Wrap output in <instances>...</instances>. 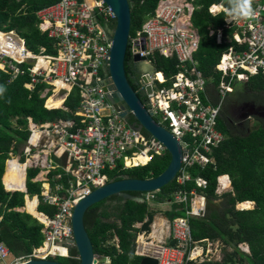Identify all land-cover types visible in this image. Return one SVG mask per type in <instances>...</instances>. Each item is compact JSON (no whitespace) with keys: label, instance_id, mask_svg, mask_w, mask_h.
Masks as SVG:
<instances>
[{"label":"built area","instance_id":"1","mask_svg":"<svg viewBox=\"0 0 264 264\" xmlns=\"http://www.w3.org/2000/svg\"><path fill=\"white\" fill-rule=\"evenodd\" d=\"M222 4L228 7L221 0L209 6V13L225 14ZM252 8L256 13L252 20L227 23L225 14L221 28L209 29L210 34L215 33L217 43H230L215 63L219 81L213 91L192 58L200 42L191 20L196 10L194 1H156L140 28L128 37L132 63L133 56L138 55L142 57L138 63L152 66L142 68L136 82V92L144 98L142 105L157 124L172 134L181 150L180 164L171 180L175 188L163 199L171 206L170 211L182 216H166L161 218L159 227L155 228L153 221L149 231L138 232L134 254L140 257H154L158 264L206 263L210 242L206 240L204 246V239L191 238L189 220L206 213L207 182L200 175L192 176L191 168L214 162L213 148L225 138L218 127L219 114L233 80L245 82L253 75L264 78V0H253ZM36 16L38 29L49 37L52 52H46L45 46L32 51L13 30H0L5 38V42L0 41V61L9 68V81L26 75L27 90L43 85L40 98H45L49 110L67 111L63 102L72 91L76 93L77 105L68 118L35 123L27 117V137L20 145L17 140L12 142L6 167L15 161L20 174L24 172L25 185L28 170L35 169L30 181L40 185L38 195L30 196L26 186L21 190L25 202L17 209L28 212L27 200L36 199V210L40 202L55 210L52 215L37 210L42 216L35 217L42 224V238L29 252L12 255L0 241V264L55 257L78 260V252H70L74 247V206L94 189L114 181L109 172L144 166L167 153L163 143L146 132L131 111L121 115L107 98V88L112 84L108 67L115 25L111 7L104 0H56L39 8ZM226 30L231 32L225 34ZM153 52L174 57L175 71L168 76L155 72ZM146 86L150 88L148 92ZM50 98L58 101L59 107L50 106ZM230 191L228 174L218 175L215 194L221 196ZM157 192L140 193L134 200L152 206ZM243 202L236 207L247 209L248 206H241ZM141 225L136 223L134 227L140 229ZM244 251L248 252L247 246ZM96 259L94 264H110V257L97 255Z\"/></svg>","mask_w":264,"mask_h":264},{"label":"trees","instance_id":"2","mask_svg":"<svg viewBox=\"0 0 264 264\" xmlns=\"http://www.w3.org/2000/svg\"><path fill=\"white\" fill-rule=\"evenodd\" d=\"M54 1L56 0H0V30H13L24 38L26 47L32 51L37 52L40 46H45L46 52H52L49 37L37 27L36 11ZM156 1L158 0H128L130 36L152 12ZM192 1L196 10L192 13L191 20L200 35V42L192 58L196 59L197 66L207 77L213 91L219 81L215 63L222 50L230 43H217L215 33L210 34L209 29L216 31L221 28L225 14L213 16L208 11L211 4L219 3L221 0ZM230 32L224 31L225 34ZM0 41L5 42L2 34ZM151 57L155 72L168 76L175 71L174 57H163L157 52H153ZM124 67L130 86L137 90V85L132 80L134 72L129 46L125 54ZM10 76L9 68L4 67L0 61V86L6 89L0 96V241L8 247L12 255L17 256L29 252L32 246L40 243L42 224L30 213L17 210L24 205V194L21 192L24 185L18 187L20 182L16 180L14 173L11 174L8 184L16 186L14 189L19 190L10 192L4 188L1 176L6 185L7 168L5 174L3 171L9 157L8 152L14 140L20 141L27 137V117L35 123L68 118L70 112L76 108L77 97L75 91L68 95L63 102L67 111L49 110L45 107V98H40L43 85H36L29 91L24 87V83L28 81L26 75L18 76L13 81H9ZM245 84L254 92H264V78L260 75L248 77ZM137 94L142 102L143 95L140 92ZM48 104L59 107V102L52 98L48 100ZM130 120H133L132 117ZM218 127L225 138L213 148L214 162L204 167L191 168L192 176L200 175L207 182L205 197L208 205L204 216L189 220L191 238L195 241L204 239L203 243H206V240L221 242L222 258L220 261H213L214 264H264V127L255 124L245 127L241 133H233L226 129L221 119L218 121ZM16 148L17 145L13 149ZM168 160L169 156L166 154L155 157L144 166L128 168L119 173L114 170L111 171L113 173L111 179L118 180L121 177L118 175L136 179L154 177L165 168ZM35 171L29 169L27 173L26 189L30 196L38 195L40 192V185L30 181ZM220 174H228L231 191L217 196L216 179ZM174 188L173 181L163 186L161 194L159 193L160 199L162 200L164 196L168 198ZM126 194L132 198L140 193ZM131 198L111 196L90 206L83 217L94 253L110 257V264H140L141 257L134 254L136 235L139 231L149 230L155 213L150 211L146 203H138ZM246 200L252 201L251 208H236L238 203ZM30 203L31 201L28 205ZM37 210L52 215L55 209L40 202ZM178 213L169 211L166 216L171 219ZM145 219L147 220L144 222ZM136 223H142L140 229L134 227ZM171 244H174V241H171ZM239 244H245L248 252L242 250ZM70 252L74 255L77 250L72 247ZM55 258L67 264L79 262L75 258Z\"/></svg>","mask_w":264,"mask_h":264},{"label":"water","instance_id":"3","mask_svg":"<svg viewBox=\"0 0 264 264\" xmlns=\"http://www.w3.org/2000/svg\"><path fill=\"white\" fill-rule=\"evenodd\" d=\"M115 13V25L111 36L109 75L112 84L107 88L110 92L107 98L113 102L115 109L126 115L131 111L135 120L150 135L158 139L166 148L169 160L165 168L151 179H136V177L124 176L121 179L111 181L106 185L94 189L89 195L83 197L73 208L71 226L74 237V247L79 254L78 264L96 263L91 238L83 222L85 211L92 205L111 196L131 198L126 193L160 191L163 186L169 184L180 164L181 150L178 142L164 127L157 124L142 105L136 90L130 86L125 74V54L128 46L130 28V6L128 0H104ZM143 48V46H141ZM142 57L133 56V61L138 62ZM26 62H30L27 59ZM149 68L152 66L148 65ZM144 80V79H143ZM149 91V86L145 87ZM6 169V164L4 171ZM24 183V188H25ZM6 189V188H5ZM134 200V197L131 198ZM21 264H67L55 259H30ZM140 264H158L154 257L143 256Z\"/></svg>","mask_w":264,"mask_h":264},{"label":"flooded vegetation","instance_id":"4","mask_svg":"<svg viewBox=\"0 0 264 264\" xmlns=\"http://www.w3.org/2000/svg\"><path fill=\"white\" fill-rule=\"evenodd\" d=\"M139 64L132 63L134 72L132 80L135 84L142 71V68H138ZM219 119L226 129L233 133H241L245 127L250 126L252 119L256 124L264 127V92H254L244 87V84L236 89L232 87L224 97Z\"/></svg>","mask_w":264,"mask_h":264},{"label":"rangeland","instance_id":"5","mask_svg":"<svg viewBox=\"0 0 264 264\" xmlns=\"http://www.w3.org/2000/svg\"><path fill=\"white\" fill-rule=\"evenodd\" d=\"M223 2L225 3V2H227V0H223ZM138 68H141V65L138 66ZM243 84H244V87H245L246 84H245L244 81L238 82V79H234L233 80V83L231 84V87H233L234 89H236V88L240 87V85H243ZM247 89H248V87H247ZM255 124L256 123L252 119L250 121V126H254ZM21 143H22V140H20V141L17 140V144L18 145H20ZM166 154H168V153H166ZM13 164H14L13 161L10 162L8 164V167L10 168L11 166H13ZM4 172L5 171H3V173ZM12 174H13V172H12ZM109 175H110V177H112L113 176V173L112 172H109ZM19 176H22V177H19V180H22L23 177H24L23 174H19ZM1 179H2V176H1ZM159 193L160 192H157L156 193V197H157L156 200H158V201L152 203V206L149 205L150 211H153V213H155V216H154V218L152 220V222L153 221L155 222L154 223L155 228L157 227L156 226V222L157 223H160V220H158V219H161V218L164 219V218H166V213L170 211L169 209H171V206L169 204H165V199H163V200L160 199V194L161 193L160 194ZM216 202H218V201H216ZM252 204L253 203H248V207L247 208H251L252 207ZM207 206L208 205H206V208H207ZM241 206H243V205H241ZM236 208H239L240 209V208H243V207H236ZM177 215L178 216H182L181 213H178ZM201 244H203L204 246H206V243H203L202 242ZM238 246H240L242 250H245L246 249V245L245 244H239ZM222 247H223V245L221 244V242L219 240H214V241L212 240V241H210V243H209V252H208V255L206 257H204V259H205L204 262H206L204 264L213 263V261H216V260L217 261H220L221 258H222ZM227 250L229 251L230 249H227ZM54 259H57V258H54Z\"/></svg>","mask_w":264,"mask_h":264},{"label":"clouds","instance_id":"6","mask_svg":"<svg viewBox=\"0 0 264 264\" xmlns=\"http://www.w3.org/2000/svg\"><path fill=\"white\" fill-rule=\"evenodd\" d=\"M252 3L253 0H227L228 7H223V4L220 7L223 8V11L225 12L226 16L229 18L226 21L227 23H230L232 21H237V22L248 21L254 19L256 16V13L253 11L252 8ZM5 91L6 89L3 86H0V96H2Z\"/></svg>","mask_w":264,"mask_h":264},{"label":"bare ground","instance_id":"7","mask_svg":"<svg viewBox=\"0 0 264 264\" xmlns=\"http://www.w3.org/2000/svg\"><path fill=\"white\" fill-rule=\"evenodd\" d=\"M139 65H141V68H149V66L146 63H140ZM13 162H14L13 166H11L10 168L7 166L8 176L6 177V180H5V183H6L5 186L8 189H14V188H16V186H13V185H9L8 184V181L10 179V176H11L12 172L15 174L16 180H18L20 182V185L18 187H21V186L24 185L23 179L22 180H19V177H22V176H19V174H20V172L18 171L19 168L15 165V161H13ZM21 174L24 175V172L21 173ZM33 201H36V199H33L29 205H28V203L30 202V200L28 202H26V208H27L28 212H30V214H32V215L34 214L33 215L34 217L42 218L41 214L35 208L33 209V213L31 212V205H34V206L36 205V202H33ZM243 206H248V202H244L243 203Z\"/></svg>","mask_w":264,"mask_h":264},{"label":"crops","instance_id":"8","mask_svg":"<svg viewBox=\"0 0 264 264\" xmlns=\"http://www.w3.org/2000/svg\"><path fill=\"white\" fill-rule=\"evenodd\" d=\"M37 27H38V26H37ZM6 168H7V167H6ZM5 171H6V169H5ZM1 180H2V179H1ZM23 182H24V177H23ZM2 183H3V180H2ZM134 201H135V200H134ZM24 202H25V201H24ZM18 208H19V207H18ZM34 208H35V206H34V205H31V212H32V213H33V209H34ZM17 210H18V209H17ZM20 211H21V210H20ZM28 213H29V212H28ZM33 215H34V214H33ZM33 217H34V216H33ZM146 220H147V219H145L144 222H145ZM158 220H160V223H161V219H158ZM154 223H155V222H154ZM154 223H153V224H154ZM160 223H157V222H156V226L158 225L157 227H159V226H160ZM134 226H135V225H134ZM148 231H149V230H148ZM139 232H140V231H139ZM134 243H135V242H134Z\"/></svg>","mask_w":264,"mask_h":264}]
</instances>
